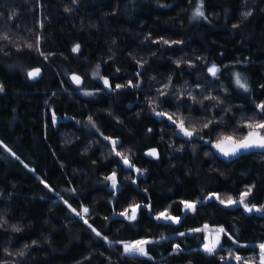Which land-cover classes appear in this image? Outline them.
Masks as SVG:
<instances>
[{"label": "trees", "instance_id": "1", "mask_svg": "<svg viewBox=\"0 0 264 264\" xmlns=\"http://www.w3.org/2000/svg\"><path fill=\"white\" fill-rule=\"evenodd\" d=\"M200 2L0 0V33L9 37L0 40V264L258 258L264 212L208 196L239 198L251 188L246 203L264 204V149L225 157L212 146L222 133H246V119L264 120L257 109L264 103V0H202L204 16L194 18ZM213 62L216 76L208 72ZM97 65L112 90L79 94L103 88L87 82ZM35 66L43 70L37 80L27 75ZM75 71L84 76L80 87L70 78ZM236 73L248 91L236 85ZM157 112L198 131L188 138ZM68 114L72 120L53 122ZM109 139H118L115 151ZM152 146L157 159L145 153ZM114 171L115 190L106 179ZM182 201L196 203L195 211ZM133 204L140 205L135 220L117 216ZM85 207L87 224L71 210ZM165 209L179 223L156 219ZM205 224L227 233L212 255L202 249L206 234L192 231ZM138 239L152 241L148 254L124 253L121 241Z\"/></svg>", "mask_w": 264, "mask_h": 264}, {"label": "snow or ice", "instance_id": "2", "mask_svg": "<svg viewBox=\"0 0 264 264\" xmlns=\"http://www.w3.org/2000/svg\"><path fill=\"white\" fill-rule=\"evenodd\" d=\"M203 8V4H202V0L200 2V4L195 8V11L193 13V17H202L204 16V12L202 10ZM247 15V14H245ZM9 39V37L7 36V34H3L0 33V40H7ZM163 43L167 44L169 43L167 40H164ZM28 48H32L33 45L32 44H28L27 45ZM37 50H39V41H37ZM80 49V45L77 44L72 48V52H78ZM40 69L39 68H35L32 71H29L27 73L28 77L30 79H36L39 75H40ZM219 71V69L217 68L216 65H212L211 67L208 68V72L212 75V76H216L217 72ZM93 76H99V65H97V70L93 72ZM103 79V84L105 87H111L109 80L106 78H102ZM71 80L73 81V83L80 85L82 83L81 78L77 75H73L71 77ZM235 83L238 87L244 89L245 91H248V85L246 83V81L242 80L241 75L239 73L235 74ZM129 86H131V82H129ZM117 88L123 87V85H116ZM3 91V87L0 86V92ZM86 95H90L91 93H85ZM210 99H215V97H210ZM257 109L264 113V103L258 104L257 105ZM157 116H167V118L176 125L178 132L182 133L184 136L191 138L193 135H195L198 131L197 128L193 127H187L185 126L184 120L182 118H174V114L170 115L167 113H163V112H157L156 113ZM53 122L55 123V116H53ZM89 122L91 123V117L89 118ZM209 123H211V121H209L208 123L203 124V128H207L209 126ZM243 127L247 129L246 133L237 136L236 134H220L217 139L215 140V142L212 143V146L217 150V152H219L220 154H222L225 157H229V156H236L238 153H240L242 150H248V149H252V148H260V149H264V120L261 121H257V120H253V119H246ZM105 139H108L107 137H105ZM112 145H113V151H115L116 145H117V141L112 140L111 141ZM115 154L120 157L124 164L127 165L128 167H134L133 165H131L128 157L126 154L121 153L116 151ZM150 156L156 157L158 154L156 152L155 149L151 150L149 153H147ZM135 171H137L138 173L140 172V169H135ZM107 180H109L111 182V187L115 190L117 188V179H116V174L115 172L106 177ZM43 182V181H42ZM47 187V185H45ZM251 193V188L246 189L244 192H242L239 196L238 199H233L232 197H227L226 199L220 198L218 195L216 194H212V196L209 197V199L213 198V196H215L216 199L219 200V202L221 204H224L226 207L227 206H231L234 204H241L244 206L246 211H253V209L255 208V206L249 207L248 204L246 203V198L248 197V195H250ZM65 203H67L65 201ZM182 204L184 206V209L186 211H195L196 208V203L194 202H189V201H182ZM69 207L71 208V206L69 205ZM140 207V205H130L131 208V215L128 214V209H126L124 212H121L119 215L124 216L126 219L128 220H135L136 216H137V210ZM145 207H148L147 205H145ZM77 216H80L81 219H84L85 215L89 212L88 208H83L81 212H77L76 209H71ZM256 211H262L264 209H260V208H256ZM156 219H164V220H169L172 221L173 223H179V217H174L172 216L167 209H165L164 211L160 212L157 216ZM84 223L87 224L88 221L86 219H84ZM89 228L92 229L93 232H95V234L97 236H100L101 233L98 232L95 228L92 227V225H88ZM13 231H20L19 228L13 226ZM192 231L195 232H204L206 233L204 240L205 243L203 245V250L208 253L209 255L215 254L217 251V248L220 246V235L223 233L225 235H227V233L225 232V229L221 228H215L212 229L210 228L207 224H205L202 228H197V229H193ZM180 235H184V233H181ZM105 239H107L105 237ZM33 243H35V241H33ZM152 243V241L149 240H137L134 242H129V243H124L123 244V250L124 253L126 254H138L141 256H146L148 253L146 251L145 245ZM176 249H179V246H176ZM259 249H260V255H259V264H264V243H261L259 245ZM20 255H23V252L19 253ZM232 259H234L237 264H240L241 261H243V264H251L250 260H246L245 258L239 256V255H234L231 257ZM224 257H221V260H224Z\"/></svg>", "mask_w": 264, "mask_h": 264}, {"label": "rangeland", "instance_id": "3", "mask_svg": "<svg viewBox=\"0 0 264 264\" xmlns=\"http://www.w3.org/2000/svg\"><path fill=\"white\" fill-rule=\"evenodd\" d=\"M216 65L217 66V68L218 69H220V66L217 64V63H215V62H213V63H211V65H210V67L212 66V65ZM97 70V68H92V70H91V72H89V75H86V78H87V82L88 81H90V80H98V81H100L101 83H102V86H103V88H101V89H99V90H95V89H87V88H79L78 90H77V92L79 93V94H81V95H83V96H97L98 95V93H100V90H103V91H105V92H107V91H111L112 90V85H111V82H110V80H109V78L108 77H106V76H104L103 74H101V72L99 71V76H93V72L94 71H96ZM84 77V76H83ZM102 78H106V79H108L109 80V83H110V85H111V87H108L109 88V90L107 89V87H105L104 86V84H103V79ZM85 93H91L90 95H86ZM72 115V114H71ZM73 116V115H72ZM59 117H61V116H55V120H56V118H59ZM56 122H57V120H56ZM58 123H60V122H58ZM194 136V135H193ZM110 141H112V140H115V141H117V143H118V139H109ZM129 159V158H128ZM129 160H131V159H129ZM132 161V160H131ZM122 164H123V161H122ZM115 172V174H116V179H117V186L119 185V176H118V172L117 171H114ZM113 172V173H114ZM112 173V174H113ZM112 174H110V175H112ZM125 178H128V176L126 177L125 176ZM110 186H111V182H110ZM212 194H216V195H218L219 197H220V195L218 194V193H211L209 196H208V198L210 197V196H212ZM214 198H215V196H213ZM233 199H238V198H233ZM248 204V206L249 207H252V206H255V208L253 209V210H255L256 208H260V209H264V204L263 205H254V204H249V203H247ZM134 205H139V204H133V206ZM126 209H128V214L129 215H131V208L129 207V208H126ZM125 209V210H126ZM139 209V208H138ZM124 210V211H125ZM259 212H264V210H262V211H259ZM137 216H138V210H137ZM136 216V217H137ZM208 225V224H207ZM210 228H212V229H215V228H221V227H212V226H210V225H208ZM206 234V233H205ZM222 235V234H221ZM221 235H220V246L219 247H221V242H222V237H221ZM138 240H145V239H138ZM134 241H137V240H130V241H121V243L122 244H124V243H129V242H134ZM261 243H264V242H261ZM261 243H259V245L261 244ZM204 245V244H203ZM218 247V248H219ZM145 248H146V245H145ZM217 248V249H218ZM202 249H203V246H202ZM234 255H239L238 253H234ZM258 258H255L253 255H249V256H246V257H243V256H241V255H239V256H241V257H243V258H245L246 260H250V262L251 263H253V262H258L259 263V255H260V249H259V251H258ZM243 262V261H242Z\"/></svg>", "mask_w": 264, "mask_h": 264}, {"label": "water", "instance_id": "4", "mask_svg": "<svg viewBox=\"0 0 264 264\" xmlns=\"http://www.w3.org/2000/svg\"><path fill=\"white\" fill-rule=\"evenodd\" d=\"M35 68H39L41 71H40V75L36 78V79H33V80H37V79H39L41 76H42V74H43V70H42V68L40 67V66H35V67H32L29 71H32L33 69H35ZM73 75H77V76H79L80 78H81V81H82V83L80 84V85H77V84H75L76 86H78V87H80V86H82L83 84H84V77H83V75L81 74V73H79V72H77V71H75V72H72L71 74H70V78L73 76ZM165 116H162V118H164ZM73 119V116L71 115V114H68V115H65V116H61V117H59V118H56V120H57V122H68V121H70V120H72ZM171 122V121H170ZM172 123V122H171ZM189 138V137H188ZM191 138H193V136L191 137ZM153 149H155L156 150V152H157V156L156 157H153V156H150V155H148L147 153H149L151 150H153ZM255 150H260V148H252V149H248V150H242L240 153H238L236 156H238V155H241V154H246V153H249V152H252V151H255ZM145 153H146V155L148 156V157H150V158H152V159H157L159 156H160V150H159V148L157 147V146H152V147H149L146 151H145ZM230 157H234V156H230ZM130 161V163H131V165H133L134 166V163H132V161L131 160H129ZM123 165H124V167L125 168H127V169H134V167H128L127 165H125L124 164V162H123ZM139 175H140V172L138 173L137 171H136V176L137 177H139ZM120 213H118L117 214V216H119V217H124V216H121V215H119ZM177 246V245H176ZM179 246V245H178Z\"/></svg>", "mask_w": 264, "mask_h": 264}]
</instances>
